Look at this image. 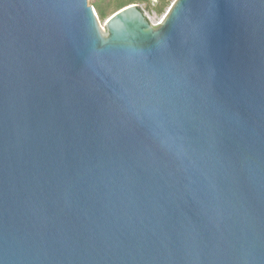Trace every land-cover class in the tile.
<instances>
[{
    "label": "water",
    "instance_id": "95a60500",
    "mask_svg": "<svg viewBox=\"0 0 264 264\" xmlns=\"http://www.w3.org/2000/svg\"><path fill=\"white\" fill-rule=\"evenodd\" d=\"M0 264H264V0H0Z\"/></svg>",
    "mask_w": 264,
    "mask_h": 264
},
{
    "label": "trees",
    "instance_id": "16d2710c",
    "mask_svg": "<svg viewBox=\"0 0 264 264\" xmlns=\"http://www.w3.org/2000/svg\"><path fill=\"white\" fill-rule=\"evenodd\" d=\"M171 2L172 0H94L92 5L95 7L99 17L105 20L117 10L131 3L138 4L143 10L147 9L163 14L171 5Z\"/></svg>",
    "mask_w": 264,
    "mask_h": 264
},
{
    "label": "rangeland",
    "instance_id": "374dc122",
    "mask_svg": "<svg viewBox=\"0 0 264 264\" xmlns=\"http://www.w3.org/2000/svg\"><path fill=\"white\" fill-rule=\"evenodd\" d=\"M93 1H94V0H89V3L92 4ZM174 1H175V0H172L171 4H172ZM168 8H169V7H168ZM168 8H167V10H168ZM167 10L165 11V13L167 12ZM148 13H149V18H150L152 21H157L158 19H160L161 17H163V16L165 15V13H163V14H158V13H156L155 11H149V10H148ZM99 23H100V24H104V23H106V19L103 20V19H101V18L99 17Z\"/></svg>",
    "mask_w": 264,
    "mask_h": 264
}]
</instances>
